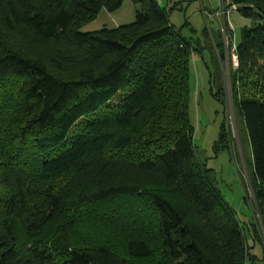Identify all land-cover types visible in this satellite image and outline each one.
<instances>
[{
	"label": "trees",
	"instance_id": "trees-1",
	"mask_svg": "<svg viewBox=\"0 0 264 264\" xmlns=\"http://www.w3.org/2000/svg\"><path fill=\"white\" fill-rule=\"evenodd\" d=\"M131 1L140 6L133 22L82 32L101 9L114 12L123 0H0V264L148 258L153 251L146 238L117 220L114 236L123 251L107 242L86 244L53 222L67 203L90 206L141 194L150 181L159 184L144 193L155 211L158 264L255 258L193 144L188 79L195 48L158 0ZM229 1L244 15L258 13L235 44L231 78L264 219V0ZM231 49L232 41L230 57ZM227 139L223 125L216 147ZM96 173L118 179L82 199L79 182ZM66 177L68 185L61 186ZM248 234L261 244L252 229Z\"/></svg>",
	"mask_w": 264,
	"mask_h": 264
},
{
	"label": "rangeland",
	"instance_id": "rangeland-1",
	"mask_svg": "<svg viewBox=\"0 0 264 264\" xmlns=\"http://www.w3.org/2000/svg\"><path fill=\"white\" fill-rule=\"evenodd\" d=\"M158 1L161 6L168 9L171 24L180 29L195 48L189 57L188 113L194 129L193 144L197 149L198 157L208 169L212 170L216 187L222 198L235 211L245 228L248 243L251 245L253 242L248 234L249 229H252L254 236L260 237L261 244L255 242L252 247V255L255 259L247 264H264V219L256 207L251 188L250 146L244 125L235 114L233 106L235 90L231 71L236 69V62L224 46L218 50L213 48L212 34L205 38L206 31H218L217 22L222 19L215 17L212 12L225 1ZM139 9L140 6L131 0H123L121 7L114 12L101 9L94 19L80 27V31L114 29L119 25L131 23L135 20L136 10ZM257 15L255 9L248 15L242 14L240 8L229 10L227 20L232 29L230 32L232 43H239L243 28L252 27L258 21ZM237 93L239 96L243 95L241 87ZM223 125L225 134H228L227 142L214 150ZM67 178L59 184L68 185ZM117 179L114 174L96 173L78 181L79 195H82V199H87L85 195H89L97 187L113 184ZM65 188L67 189V186ZM146 188L148 192L158 191L159 184L150 181L146 183ZM142 192L119 195L112 200L103 199L102 202L90 206L88 204L75 206L71 202L67 203L64 212L53 222V226L55 229L68 230L73 237L80 238L86 244L107 242L123 251L119 239L114 236L118 231L114 229V222L117 220L124 230L128 229L127 231L136 237L146 238L151 245L153 252L150 256L141 260L134 259L133 264H155L159 261L158 239L153 226L155 211L148 200V194L145 195L148 192ZM50 235L51 232L48 236Z\"/></svg>",
	"mask_w": 264,
	"mask_h": 264
},
{
	"label": "built area",
	"instance_id": "built-area-1",
	"mask_svg": "<svg viewBox=\"0 0 264 264\" xmlns=\"http://www.w3.org/2000/svg\"><path fill=\"white\" fill-rule=\"evenodd\" d=\"M225 2L222 3L212 14L215 17H221V21L218 23V32L222 41V45L228 50V44L230 40H232L231 35V26L227 20V15L230 9H236V5H232L231 3L228 4V0H224ZM230 2V1H229ZM235 51V44L232 43L231 55L234 58V62H236V56L234 54ZM237 65V62H236Z\"/></svg>",
	"mask_w": 264,
	"mask_h": 264
},
{
	"label": "water",
	"instance_id": "water-1",
	"mask_svg": "<svg viewBox=\"0 0 264 264\" xmlns=\"http://www.w3.org/2000/svg\"><path fill=\"white\" fill-rule=\"evenodd\" d=\"M212 39L214 41L215 46H220L222 44L219 32L217 30H212Z\"/></svg>",
	"mask_w": 264,
	"mask_h": 264
},
{
	"label": "crops",
	"instance_id": "crops-1",
	"mask_svg": "<svg viewBox=\"0 0 264 264\" xmlns=\"http://www.w3.org/2000/svg\"><path fill=\"white\" fill-rule=\"evenodd\" d=\"M217 23H219V21H218ZM253 243H255V241H253L252 244H251V248H250V252H251V254H252ZM254 259H255V258H253V259H251V260L254 261ZM251 260H250V261H251ZM248 262H249V260H248ZM248 262H247V263H248Z\"/></svg>",
	"mask_w": 264,
	"mask_h": 264
},
{
	"label": "flooded vegetation",
	"instance_id": "flooded-vegetation-1",
	"mask_svg": "<svg viewBox=\"0 0 264 264\" xmlns=\"http://www.w3.org/2000/svg\"><path fill=\"white\" fill-rule=\"evenodd\" d=\"M223 144H224V141H223V142H220V143H217L218 146H222ZM218 146H217V147H218ZM215 149H216V143H215V145H214V150H215Z\"/></svg>",
	"mask_w": 264,
	"mask_h": 264
}]
</instances>
